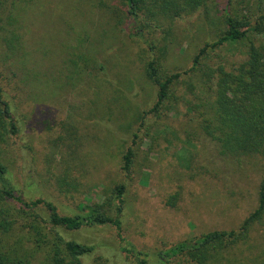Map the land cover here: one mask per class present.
<instances>
[{"label":"rangeland","instance_id":"obj_1","mask_svg":"<svg viewBox=\"0 0 264 264\" xmlns=\"http://www.w3.org/2000/svg\"><path fill=\"white\" fill-rule=\"evenodd\" d=\"M215 1L180 18H161L156 28L144 26L154 53L134 36L139 25L127 18L121 0L3 3L0 88L16 133L0 142V161L25 200L50 202L60 215L72 216L124 184L122 237L151 255L240 228L258 206L264 160L223 155L205 135L200 104L209 98L190 71L199 50L222 36L225 7L254 23L264 16V0ZM11 13L15 23L9 25ZM246 51V43L224 44L209 53V64L229 69ZM151 57L160 59L161 73L181 75L156 112L157 87L146 75ZM129 148L133 160L125 175L122 156ZM55 232L98 245L81 264H134L112 227ZM23 244L31 249L34 243ZM219 261L208 264H264V217Z\"/></svg>","mask_w":264,"mask_h":264},{"label":"trees","instance_id":"obj_2","mask_svg":"<svg viewBox=\"0 0 264 264\" xmlns=\"http://www.w3.org/2000/svg\"><path fill=\"white\" fill-rule=\"evenodd\" d=\"M6 0H0V7ZM127 18L135 23V34L148 45L144 26L156 28L164 17L180 18L215 0H121ZM230 4V3H229ZM261 11V10H260ZM225 30L211 45H205L194 57L190 72L207 102L200 104L202 112L199 126L205 135L216 141L220 153L235 158L259 157L264 160V16L254 23L247 17H238L224 8ZM14 13L7 17V24L15 23ZM2 17H0V24ZM3 26H0V31ZM246 43V58L226 69L219 64H209V53L215 48ZM209 48V49H208ZM163 58V57H162ZM158 57H151L146 66L149 81L157 87V101L151 111L156 110L168 99L177 84L179 73L166 75L160 72ZM161 73V74H160ZM204 96V95H203ZM173 98L176 100L175 95ZM183 99V97H181ZM198 107V106H195ZM12 110L3 98L0 88V142L16 133L11 122ZM133 151L129 148L122 156L121 171L128 175L132 166ZM124 184H119L105 196L101 204H94L82 213L72 216L60 215L56 207L38 199L27 201L9 176L8 168L0 161V264H81V258L91 255L98 245H88L74 240H64L55 230L79 231L83 228L112 227L117 239L122 242L121 252L134 264H168L172 260H186L194 264L220 262L223 250L244 241L250 227L264 217V176L258 192L257 208L243 221L240 228L231 231H213L198 238L179 242L166 250L152 255L138 250L122 237V219L125 206ZM19 207L15 209L13 206ZM44 213V216L42 215ZM20 218L29 223H19ZM49 229V232L45 230ZM50 234L53 238L50 239ZM26 242L34 244L26 249ZM43 253L41 259L37 255ZM104 264V263H98Z\"/></svg>","mask_w":264,"mask_h":264}]
</instances>
